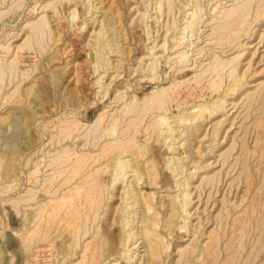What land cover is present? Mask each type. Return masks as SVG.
<instances>
[{
  "label": "rangeland",
  "instance_id": "rangeland-1",
  "mask_svg": "<svg viewBox=\"0 0 264 264\" xmlns=\"http://www.w3.org/2000/svg\"><path fill=\"white\" fill-rule=\"evenodd\" d=\"M0 264H264V0H0Z\"/></svg>",
  "mask_w": 264,
  "mask_h": 264
},
{
  "label": "bare ground",
  "instance_id": "bare-ground-1",
  "mask_svg": "<svg viewBox=\"0 0 264 264\" xmlns=\"http://www.w3.org/2000/svg\"><path fill=\"white\" fill-rule=\"evenodd\" d=\"M191 5V4H190ZM194 6V5H193ZM238 24H240V23H238ZM239 26V25H238ZM227 28V27H226ZM236 28V27H235ZM238 28H240V27H238ZM222 29V28H221ZM223 29H224V27H223ZM222 29V30H223ZM239 30V29H238ZM210 49V48H209ZM193 128V127H192ZM194 131V130H193ZM189 132H190V128H189ZM10 169H11V167H10V164H9V166L7 165V167H6V172H9L10 171ZM128 191V190H127ZM127 193H129V192H127ZM130 196V195H129ZM175 210V209H174ZM171 212H173V214H174V211H173V209H172V211ZM175 212H177V211H175ZM172 226V225H171ZM157 240V239H156ZM151 241V240H150ZM153 244H154V242H153ZM156 244V243H155Z\"/></svg>",
  "mask_w": 264,
  "mask_h": 264
}]
</instances>
